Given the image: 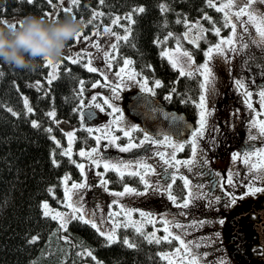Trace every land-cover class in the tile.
<instances>
[{"label":"rangeland","instance_id":"1","mask_svg":"<svg viewBox=\"0 0 264 264\" xmlns=\"http://www.w3.org/2000/svg\"><path fill=\"white\" fill-rule=\"evenodd\" d=\"M212 1L216 7H219L221 3H228V0ZM70 6L71 5L67 3L60 5L57 3V0H53V6L48 8L46 13L52 11L56 12L59 8ZM238 6L243 7L242 0ZM253 7H259V10L264 12V5ZM237 10L238 7L236 5L226 9V11L232 15L233 22L238 25L236 35L233 36L230 27L227 33L220 32V35L216 36V40L206 45L199 61L195 60L194 54L190 48L196 45L189 41L196 39L197 36L201 34V28L204 29L203 35L205 36L207 28L201 18L187 20L188 24L198 25L199 27H192L191 31H189L188 27L185 25L181 32H171L173 33V37L169 38L167 41L163 43L158 42L164 41V36L157 41L160 51L169 52L172 60L177 63L178 67L176 68L179 71L180 67H183L185 72L191 71L193 73H197L198 66L206 62L204 52L210 46L220 43L221 40L225 41V43L221 45L223 52L217 53L214 51L212 54L213 59L208 61V66L212 71L205 87H200L201 91L197 101L196 130H191L185 136V141L191 142L190 152L186 157H179L177 155V150L180 148L179 145L181 144L178 143L176 146L174 142L171 141L152 143L147 140L151 145L148 148H144L142 150L143 152L136 155L131 154L134 148L128 152H121L117 146L119 145L122 147L127 145L129 143L128 138L124 143H121L120 140H117L115 143L109 142L113 136H118L119 133L123 134V130L131 131L133 126L141 130L142 133L144 132L140 112L138 113V111H136L138 118L133 110L127 108L128 99L139 92L151 93L153 95V92L144 91L143 88L147 87L154 91L156 87L155 81L158 80L155 79L150 82L145 76L139 75L132 63H124L125 60L131 62V59L128 57H123L122 62L114 64L116 51L112 50L111 45L115 43L116 36L105 34L104 32L105 28H110L112 33L120 36L113 28L112 22L103 25L101 28L94 27L89 31L83 30V38L80 40L73 39L66 47L62 56L71 60L77 57H84L85 64L91 59V66L99 70L97 71L99 77L93 81L87 89L81 90L82 93L78 108V127L86 129L88 133L93 135V144L74 148L72 142L71 158L76 154V164H84L85 167L83 172L79 169V179H72L69 176L68 188H71L73 182L87 183V188L73 190V201L77 203V206L82 203L85 219H94L105 232H110L115 229V239L117 238V228H115L114 219L119 223H130L131 221L143 223V230L145 233L155 232L158 237H163L166 233L163 231L165 225L161 221L163 218H166L173 222L167 225L170 231L181 236V239H183L197 255L199 264H221L222 261L226 262V264H264L263 255L259 254L262 245L259 244L257 233L254 229L255 223L259 218L254 209L264 205V195L258 194L255 196H248L245 199H239V195L245 192L243 186H259L260 180L264 179V132L261 131V126L264 125V106L262 101L260 108L258 107L259 99L253 101L256 104L253 102L249 103L252 107H247V110L243 113L244 121L241 119L242 115H237L240 112L237 102H239V96H241V94L247 97V92L253 93L255 89L259 91L264 90V44L261 43L262 38L257 32L256 26L249 24L247 25L249 31H243L246 25L238 23L234 17V13ZM23 15L25 14H13L8 17H2V19L14 23L19 16ZM45 17L48 18L47 16ZM239 19L247 20V17H240ZM215 27L217 26H214L213 29ZM185 32H188L187 39L184 38ZM230 38L233 40L231 45L227 43ZM97 43L100 45L99 48L94 47ZM177 43L180 45L179 51H177ZM200 44L201 41L199 45ZM244 45L248 46L244 47ZM184 51L192 53L194 63L188 62V58L183 55ZM105 52L110 53L113 58L109 60V58L104 55ZM166 58L169 60L168 57ZM58 61L59 59L56 60L57 63ZM200 72H203V69H200L198 72L201 85L205 82ZM56 73L57 67L48 66V73L45 76V80L49 81ZM129 77H134V79H129ZM237 79H239L243 87L235 83ZM93 84L96 86L93 87ZM113 88H117L116 93L112 91ZM117 95L119 99H117ZM201 95L205 96V109L199 107ZM23 97H26L29 102L28 96L23 94ZM106 99L109 100L115 108L120 109V112L117 113L108 105L104 104ZM97 104L101 105V107L97 108ZM86 108H93L96 110L98 112L97 117L94 118V115L87 117L82 113ZM202 111L205 112L203 128H201ZM55 120L59 121V124H56L63 130L65 141L63 142V140L54 134H52V136H55L56 140L60 141L59 148L62 152L68 147L69 141L66 135L67 133H74V141L75 127L73 123L66 120ZM116 128H119L118 132L115 131ZM88 129L92 131L90 132ZM242 130L245 132L244 135H242ZM142 133L140 137L135 139H132L134 136L131 135V142L139 143L140 140L144 139V134L142 135ZM242 136L246 141L249 139H256L258 142H256L257 144L254 145L253 149L246 151V154H248L247 163L245 165L246 174L245 177L241 174V178L239 179L236 176V174L240 173L239 163L237 161H239L238 158L241 156H239L240 151H238L239 146L236 144V140L241 139ZM97 137H100L99 143H97ZM194 139L197 148L195 156L192 152V142ZM156 140L164 141V138L159 137ZM174 145L176 146L175 150H173ZM160 146H167V148H165L167 153L163 157L169 160L172 165L171 176L180 175L181 177L187 178L189 181L185 197L183 198H191L192 200V203L187 209L178 208L176 203L170 200L168 194L163 191L164 187L167 186L170 181H166V178L161 174L162 169L159 167V159L156 156L151 157L152 153ZM92 148L99 149V157H103L112 164L120 166L123 172L128 173L129 171L135 170L144 173L147 169H141L138 165L141 163L151 165L155 171L154 173H149L147 179L149 184L153 185L152 190L139 196L134 194L122 197L114 196L112 193L122 192L124 190V185L120 188H111L108 184L101 186L100 180L102 178L105 179V176L103 175V177H101L98 173L104 174L105 169L103 163L97 167L87 156L78 155L81 149L89 152ZM113 151H115V153H113ZM235 151H238L237 154ZM158 152L161 154L160 151ZM172 152L176 160L182 162L191 160L192 163L176 164L175 161L172 160ZM234 155L236 156L235 159L233 158ZM204 160H207L208 163H202ZM123 164H129L130 167L125 169L123 168ZM224 164H228L229 167L225 168ZM203 167H205V172L202 171ZM210 168L213 169V174H215L218 179H222V172L227 173L226 176L229 178V171L232 169L230 177L233 179L234 184L228 186H230V189L234 190L233 193L237 195L238 200V202L233 205L234 207L230 206L232 209L225 206L229 203L231 198H229L227 193H224L222 196L223 192H226L222 187L223 185L214 192L217 193L216 197H221L219 201L209 196L211 193V180H209L208 170ZM66 175L68 176V174H64L61 181L62 196L57 198V200H60L59 204H53L50 203L48 199H43L41 205L47 201L50 209L53 211L70 212L63 203V178ZM253 176L256 178L255 184L252 179ZM228 178L224 179L228 180ZM245 181H247V185ZM125 185L136 188L130 184ZM136 189L141 192L145 191L144 187ZM81 195L83 197L82 201L80 199ZM114 200L119 203L113 204ZM182 200L178 201L182 203ZM121 206H123L124 211L133 210L130 221L123 212L119 217L109 218V213L121 212ZM251 206L253 209H250ZM243 210H246V213ZM140 212L145 214L150 213L155 223H146L145 221L148 219L147 215L141 217ZM235 214H238L237 217L234 216ZM220 221H223V223ZM200 222H203L202 225ZM174 223H180L185 227L182 229L175 228ZM196 245H199V247ZM178 247H181V245L179 241H176L173 248L162 252L163 254H168L169 259H167V262L171 260L172 264H178L179 258L185 256L183 251L180 253L175 252V249ZM254 249H256V251H254Z\"/></svg>","mask_w":264,"mask_h":264},{"label":"trees","instance_id":"2","mask_svg":"<svg viewBox=\"0 0 264 264\" xmlns=\"http://www.w3.org/2000/svg\"><path fill=\"white\" fill-rule=\"evenodd\" d=\"M161 4L168 5L171 10L161 12ZM141 6L146 11L134 13L135 23L129 25L123 17ZM50 7L46 0H37L35 5L18 0H0V21H3L2 17L13 14L45 16ZM61 9L56 11L54 18L66 16ZM93 10L104 15L93 20L92 24L87 23L84 31L101 28L116 17L121 19L113 24V28L120 36H124L125 29L131 27L128 40L119 41L114 64L122 62L123 57L130 58L139 75L150 82L155 79L161 82L162 86L155 88V96L165 107L181 111L194 120L201 91L200 75L195 72L192 76L181 77L179 70L161 56L157 41L168 32L184 29L185 24H177V19L201 18L207 28L206 40L201 41L199 48L190 47L195 60L199 61L206 45L216 40L211 30L214 26L221 27L223 13L208 7L207 0H105L103 6L98 4V0H81L75 16L88 21L93 17ZM205 17L209 19L205 20ZM228 31L229 27H221L222 33ZM80 58L81 64H73L64 56L59 58L56 79L50 84L45 80L48 73L46 60L40 61V66L31 71L18 70L0 62V264H96L97 261L100 264H169L161 254L173 248L176 240L149 244L129 226L117 228L116 242L108 244L106 237H101L90 224L71 221L64 230L59 228L57 220L43 215V199L59 204L57 198L62 196L64 174L72 179L80 178L79 168L71 162L75 161L76 154L73 158L62 156L59 145L51 138L54 134L65 141L63 130L47 113L54 110L55 119L74 124V148L91 145L94 140L86 129L78 127V108L81 90L87 89L99 73L88 71L82 66L84 57ZM173 87L176 94L171 100H166ZM23 94L29 98L32 113L26 111ZM32 121H36L39 127H33ZM48 128L52 129L51 133L46 131ZM118 130L116 128L115 131ZM141 133L139 129L132 131V139L140 137ZM119 134L121 143L128 140ZM183 146L177 152L179 157L189 155L190 144L186 142ZM53 159L59 166L53 164ZM104 176L111 188L125 184L144 187L138 177L129 176L127 172H124L122 180L119 173L112 170L105 171ZM49 188L54 192L50 193ZM185 189L181 178L172 183L171 192L178 200L184 198ZM33 237L37 238L35 243L30 242ZM125 238L136 247L124 245L122 241ZM88 251L92 252V257L87 255Z\"/></svg>","mask_w":264,"mask_h":264},{"label":"snow or ice","instance_id":"3","mask_svg":"<svg viewBox=\"0 0 264 264\" xmlns=\"http://www.w3.org/2000/svg\"><path fill=\"white\" fill-rule=\"evenodd\" d=\"M18 2H21V3H25L26 2V3H29V4L35 5L37 3V0H18ZM240 2H241V0H228V3H226V4L221 3L219 7H216L213 4L212 0H207V6L210 7V8H215V11H217V12L223 13L224 22L221 25V27H230L233 36H235L238 25H237V23L233 22L232 15H230V13L226 11V9H229V8L233 7L234 5H236L238 7V10L234 13V17L238 21V23L246 25L243 28V31L244 32H248L249 31V28L247 26L249 24L256 26V30L259 33V35L261 36V38H262L261 43L264 44V12H261L259 10V7H253V6L264 5V0H242L243 7H239L238 6ZM46 3L49 6H53V0H46ZM57 3L60 4V5H64L65 3L71 5L70 7H63L61 9L65 15L71 14V15L75 16V9H77L78 7L81 6V0H57ZM98 4L100 6H103L105 4V0H98ZM159 7H160L161 12L167 13V12H169L171 10L168 7V5H166V4H161ZM145 11H146V9L144 7H142V6L141 7H137V8H135L133 10V12H130L127 15H125L123 17V19L127 20L129 22V25L134 24L135 20L133 19V14L134 13H141L142 14ZM44 15L47 16L49 19H51V18H53L56 15V12L52 11L50 13H45ZM103 15H104L103 12H99V11L93 10V17H92V19H89L87 21V23L88 24H92L93 20H95L96 18L101 17ZM245 16L247 17V20H240L239 19L240 17H245ZM120 19H121L120 17H116L115 19H113L112 23L113 24H117ZM207 19H209V18L205 17V20H207ZM0 22H3L5 24L8 23L6 20L0 21ZM176 23L177 24H181V23L185 24L188 27L189 31H191L192 27H199L198 25L188 24L187 20L177 19ZM213 23H215V22H213ZM221 27H215L214 29L211 30L212 33L214 35H216V36H219L220 32H221ZM104 32H105V34L116 36L117 43L111 45L112 50L116 51L118 46H119V41L128 40V34H130V32H131V27H128V28L125 29V33L126 34L124 36H118L115 33H112L110 28H105ZM200 32H201V34L199 36H197L196 39H193V40L189 41L190 43L195 44L197 48H199L200 41L206 40V37L203 35L204 29L201 28ZM97 34H99V33H97ZM172 37H173V33L169 32L167 34V36L164 37V41H158V42L159 43H163V42L167 41L169 38H172ZM81 38H83L82 32L78 33L77 36L75 37L76 40H80ZM184 38L185 39L188 38V32L184 33ZM223 43H225V41L221 40L220 43H217L215 45L210 46L204 52V55L206 57V62L204 64L199 65L198 68H197L198 72L200 71V69H203V72H200V74L204 77V82L205 83L200 85L201 88L205 87V84L208 82L209 76H210L211 71H212L209 68V66H208V61H211L213 59V55L212 54H213L214 51L217 52V53H222L223 52V48L221 46ZM227 43L229 45H231L233 43V40L230 38L227 41ZM247 46L248 45H244V47H247ZM94 47L99 48L100 45L97 43V44L94 45ZM179 50H180V45H179V43H177V51H179ZM104 55L106 57H108L109 60H111L113 58L111 56V54L108 53V52H105ZM183 55L188 58V62L189 63H194V61L192 59V53H190L188 51H184ZM161 56L168 57L173 68L178 67L177 63L174 60H172V58H171V56H170L168 51H162L161 52ZM45 60H46V63H47L48 66H50V67H59V64L56 61H53L51 59H45ZM72 63L73 64H81V58L80 57L73 58L72 59ZM124 63L125 64H129L131 62L129 60H125ZM91 65H92V60L89 59L88 62L86 64H83L82 66L86 67L87 70L90 71V72L99 71L97 68L92 67ZM0 74H2V73H0ZM179 75L181 77L192 76V75H194V73L191 72V71L185 72L184 68L180 67ZM55 79H56V76L53 75L51 77V79L48 81V83L49 84L52 83V81L55 80ZM129 79H134V77H129ZM235 83L236 84H240V86L243 87V85L241 84L239 79H237L235 81ZM37 84H39V82H37ZM155 85H156V87H161L162 86L161 82L159 80L155 81ZM95 86L96 85L93 84V87H95ZM117 87H119V86H117ZM143 90L144 91H151V92H153V95L155 94L153 89L144 87ZM112 91L114 93H116L117 92V88H113ZM173 94H176V88L175 87H173L171 89V93L168 96H166L165 99L166 100H171ZM246 94L248 96L252 95L251 92H247ZM259 95L262 98H264V90L260 91ZM117 99H119L118 95H117ZM182 102H184V101H182ZM104 104H106L110 108H112L113 111H115L117 113L120 112V109L115 108L109 102V100L106 99L104 101ZM24 105H25L27 113H32L33 112V108L29 105L28 99L26 97L24 98ZM96 107L100 108L101 105L97 104ZM199 107L201 109H205V96L204 95L200 96ZM248 107L251 108L252 105L248 104ZM8 110L10 112H12L11 109H8ZM101 110H103V109H101ZM12 114L13 115H17L15 112H12ZM47 115L50 118H52L55 123L59 124V121L55 120L56 113H55L54 110L48 112ZM164 115L167 116V114H164ZM204 116H205V112L202 111L201 112V128H203V125H204ZM32 125H33V127H39V125H38V123L36 121H32ZM136 130H138V129H136L135 126H133V128L131 129V131H136ZM46 131L51 133L52 129L48 128V129H46ZM88 131L91 132L92 130L88 129ZM131 131L130 130H123V135H124V137L129 139V143L127 145H125V146H122V147L117 145L121 152H128L132 148L140 147L142 144L145 143L146 140H149V137H148L147 133L145 132L144 133V139L140 140L139 143H132L131 142ZM261 131L264 132V125L261 126ZM66 135L68 137L69 143H68V147L62 151L61 155L65 156V157H71V155H72V142H73L74 133L69 132ZM194 137H195V134H194ZM51 138L56 142L57 145L60 144V141L56 140L55 136H52ZM117 140H119V137L118 136H113L109 142L110 143H115ZM168 140H169V138L167 136H165L164 137V141L152 140L151 142L152 143H163V142H166ZM99 141H100V137H97V143H99ZM179 147L182 150L184 146L183 145H179ZM196 151H197V148H196V143H195V139H194L193 142H192V152H193L194 156L196 154ZM78 155L79 156H87L92 161V163L95 164L97 167H99L101 165V163H103V167H104L105 171H108V170L115 171V172L119 173L120 179L121 180L123 179L124 172L121 171V167L116 165V164H112L110 161L105 160L103 157H99V149L92 148L91 151H89V152H86L85 150L81 149L79 151ZM161 156L163 158V154H161ZM233 158L235 159L236 156L234 155ZM172 160H174L176 164H181V163L191 164L192 163L191 160H187V161H183V162L179 161V160H176L174 154L172 155ZM71 162L74 163V164L76 163L74 160L71 161ZM164 163L165 164H170V161L165 159ZM202 163L207 164L208 161L204 160ZM245 163H247V160L245 161ZM53 164L56 165V166H59L55 159H53ZM76 166L81 170V172L84 171V167H85L84 164H76ZM129 167H130L129 164H123V168L127 169ZM138 167L141 168V169H147V171L144 172V173H142L141 171H135V170L134 171H129L128 175L132 176V177H138L139 178V182L144 185L145 191L141 192V191H138L136 188H132V187H129L128 185H124V190L122 192L112 193L114 196L122 197V196H125V195H133V194L139 196V195H144L145 192L152 190L153 185L149 184L147 176H148L149 173H154L155 170L151 167V165L143 164V163L139 164ZM253 167H255V166H253ZM98 175L103 177L104 174L103 173H98ZM181 178L184 179L185 186L187 187L189 185V181L187 180V178H184V177H181ZM69 179H70V177L67 176V175L63 178V185H64V201H63V203H64L65 207L70 210V212L53 211L52 209H50L48 202L45 201L41 205V207L44 209L43 215L45 217H50L52 220H58L59 221V228L64 229V230H67L68 225H69V223L71 221H81L83 223L90 224L91 227L93 229H95L99 233V235L101 237H106V243L111 244V243L116 242L115 229H113L110 232L103 231L101 229V227L96 223V221L94 219H85V214H84V211H83L82 203L79 206H77V203L73 201V194H74L73 190L85 189V188L88 187L87 183L86 182H83V183L73 182L71 184V188L69 189L68 188ZM175 179H176V177L174 175L172 177L173 183L175 182ZM252 179L254 180V184H255L256 178L253 176ZM108 183L109 182L106 179L102 178L100 180L101 186H105ZM227 184L228 185H233L234 184V181H233V179L231 177L228 178ZM245 184L247 185V181H245ZM171 188H172V184H168L163 189V191L168 194V198L170 200H172L174 203H176L178 208H183V209L189 208L190 204L192 203L191 198H185V199L182 200V203H181V202L178 201V198L176 196L172 195ZM157 190H159V189H157ZM48 191L50 193L54 192V190L52 188H49ZM228 194L231 196V199H230L229 203L231 205H235L238 202L237 195L233 194V193H230V192ZM258 194L259 195H264V179L260 180L259 186H252V185L246 186L245 192L239 195V199H245L248 196H255V195H258ZM189 197H190V193H189ZM80 199L82 201V199H83L82 195H81ZM213 199H215L216 201H219L221 199V197H214ZM116 203H119V202L114 200L113 204H116ZM132 211L133 210L124 211L123 206H121V212H111V213L108 214V216H109L110 219L111 218H116V217H119L122 214V212H123V214L125 216H127L129 218V221H130V218H131V215H132ZM140 215H141V217H144V216L147 215L148 219L145 221L146 223H148V224H154L155 223V221L152 219L150 213L149 214H145L143 212H140ZM161 222L165 225V227L163 228V231L166 233V235H164L163 237H158L155 232H153V233H145L144 230H143V223H138V222H135V221H131L130 223L126 222V223L121 224V223H119L118 221H116L114 219L115 228H121V227L128 228L129 226H132L134 228V231L136 233L140 234L143 237V239L149 244H153V243L154 244H161V243H164V242L172 243L173 240L179 241L181 247L176 248L175 252L176 253H180L181 251H183L185 253V256H181L179 258L178 264H199L197 255L185 243V241L183 239H181V236L178 235V234H174L172 231H170V229H169V227L167 225H169L170 223H173V222L167 220L166 218H163ZM220 222L223 223V221H220ZM202 223L203 222H200L201 225H202ZM174 227L182 229L185 226L180 224V223H174ZM36 239H37L36 237H33L32 241H30V242L31 243H35ZM122 243L124 245L130 247V248L136 247V245L131 243L129 241V239H127V238L123 239ZM196 246L199 247V245H196ZM254 251H256V249H254ZM259 254L260 255H264V245H262L260 247ZM87 255L89 257L93 256L91 251H88ZM161 256H162V258H164L166 260L169 259L168 254H163L162 253ZM186 257H187V259H186ZM93 259H94V257H93ZM96 264H100V262L97 261ZM169 264H172L171 260H169ZM221 264H226V262L222 261Z\"/></svg>","mask_w":264,"mask_h":264},{"label":"clouds","instance_id":"4","mask_svg":"<svg viewBox=\"0 0 264 264\" xmlns=\"http://www.w3.org/2000/svg\"><path fill=\"white\" fill-rule=\"evenodd\" d=\"M86 26V20L71 14L49 19L29 13L14 23L0 22V62L18 70H36L42 60L61 58Z\"/></svg>","mask_w":264,"mask_h":264},{"label":"flooded vegetation","instance_id":"5","mask_svg":"<svg viewBox=\"0 0 264 264\" xmlns=\"http://www.w3.org/2000/svg\"><path fill=\"white\" fill-rule=\"evenodd\" d=\"M156 88V87H155ZM154 92H155V90H154ZM259 90L258 89H255L254 91H253V93H252V95L251 96H247V97H245L243 94H241V93H239V94H241V96H239V102H237L238 104H239V107H238V110L240 111L237 115H239V116H241L242 115V121H244L243 120V113L247 110V107H248V104L249 103H251V102H253V101H255V99H259V101H258V103H259V108H260V106H261V101H262V104H263V106H264V98H262L260 95H259ZM149 94H151V93H149ZM151 96H153V98L155 99V101L158 103V104H161V105H163L161 102H160V100L155 96V95H152L151 94ZM253 103H255V102H253ZM256 104V103H255ZM257 106V105H256ZM264 109V108H263ZM130 110V109H129ZM136 111H138V110H133V112H135L136 113ZM140 111H138V113H139ZM83 113V112H82ZM137 114V113H136ZM97 115H98V112L95 110V115L93 116L94 118L95 117H97ZM244 116H246V115H244ZM137 117H138V114H137ZM140 117H141V123H142V114H141V112H140ZM197 117V116H196ZM139 118V117H138ZM246 118H248L247 116H246ZM251 119V118H250ZM189 120H191V119H189ZM191 122H192V127H191V129L188 131V132H190L191 130H196L195 129V126L197 125V122H196V118L194 119V120H191ZM142 126H143V128H144V132L142 133V135L146 132L147 133V135H148V137H149V141H152V140H156L157 138H164L165 136H167L168 138H169V140L168 141H171V142H174V144L177 146V144L178 143H180L181 145H184V143H186V142H188L189 144H190V146H191V142L190 141H185V136L187 135V133L183 136V137H178V136H176V135H173V134H171V133H168V132H165V131H155V132H150V131H148L147 130V128L143 125V123H142ZM242 132V135H244L245 134V132H244V130H242L241 131ZM256 142H258L256 139H249L248 141H246V140H244L243 139V136H242V138L241 139H238V140H236V144L239 146V150L238 151H240L239 152V156H241V157H239L238 158V160L239 161H237L238 163H239V168H240V173L239 174H236V176H237V178H241V174L245 177V174H246V168H245V165H246V163H245V161L247 160V156H248V154H246V151H248L249 149H253V147H254V145H256L257 143ZM151 144H150V142H148L147 140H146V142L142 145V146H140V147H137V148H134L133 150H132V152L133 153H131V154H133V155H136V154H138V153H141V152H143L142 150L144 149V148H148L149 146H150ZM174 145V149L173 150H175V148H176V146ZM165 148H167V146H160L159 148H157L153 153H152V155H151V157H153V156H156L158 159H159V167L162 169V172H161V174L166 178V181L168 180V181H170V183L169 184H172L173 183V180H172V177L173 176H171L172 175V165L171 164H165L164 163V160H165V158L163 157V159L161 158L162 156H161V154H163V156L164 155H166V153H167V151H166V149ZM191 148V147H190ZM180 149V148H179ZM178 149V150H179ZM178 150H177V152H178ZM158 151H160L161 152V154L158 152ZM238 151H235L236 152V154H237V152ZM174 152V151H173ZM173 152H172V154H173ZM113 153H115V151H113ZM170 154V153H169ZM171 165V166H170ZM225 165V164H224ZM229 167V165L228 164H226L225 165V168H228ZM202 171H204L205 172V167H203L202 168ZM164 173H165V175H164ZM208 173H209V180H211V183H210V190H211V193L209 194V196L211 197V198H214V196L216 197V194L217 193H214L215 192V190H217L218 188H220V186H222L223 187V189H225V191L226 192H223V194H222V196L224 195V193L226 194L227 193V195H229L228 193L230 192V193H233V191L234 190H232V189H230L229 187L230 186H228V184H227V180H225L224 178H228L226 175H227V173H225V172H222V179H218L217 178V176L215 175V174H213L214 173V171H213V169H209L208 170ZM231 173H232V169L229 171V177L231 176ZM176 178H181V176L180 175H177V176H175ZM171 179V180H170ZM182 179V178H181ZM176 180V179H175ZM183 180V179H182ZM183 182H184V180H183ZM220 183H221V185H220ZM223 183V184H222ZM185 184V183H184ZM185 191H187V187L185 186ZM243 188L245 189L246 187L245 186H243ZM172 193V192H171ZM186 194V193H185ZM184 194V195H185ZM234 194V193H233ZM173 195V194H172ZM185 197V196H184ZM229 198H231V196L229 195ZM225 206H228V207H230V206H232V207H234L233 205H231L230 203H228V204H226ZM262 206H264V205H262ZM261 206V207H262ZM224 207V206H223ZM232 207H230L231 209H232ZM258 208H260V207H258ZM258 208H255L254 210L257 212V209ZM250 209H253V207L251 206L250 207ZM243 211H245V213H246V210H243ZM257 214H258V212H257ZM237 215L238 214H235L234 216L235 217H237ZM258 217H259V214H258ZM258 221H259V218H258V220L256 221V223H255V225H257V223H258ZM255 227V226H254Z\"/></svg>","mask_w":264,"mask_h":264},{"label":"water","instance_id":"6","mask_svg":"<svg viewBox=\"0 0 264 264\" xmlns=\"http://www.w3.org/2000/svg\"><path fill=\"white\" fill-rule=\"evenodd\" d=\"M127 108L138 110L142 114V123L150 132L165 131L183 137L192 127V122L186 115L158 104L149 93H137L128 99ZM83 113L87 117L95 115L93 108H86ZM164 114H167L165 116ZM259 221L254 229L260 245H264V206L257 209ZM264 259V255H263Z\"/></svg>","mask_w":264,"mask_h":264}]
</instances>
